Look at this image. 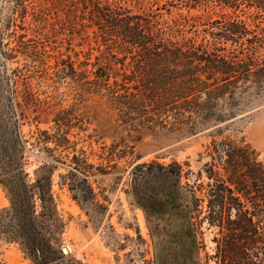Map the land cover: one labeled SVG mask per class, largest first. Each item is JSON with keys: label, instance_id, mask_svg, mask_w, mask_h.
<instances>
[{"label": "rangeland", "instance_id": "374dc122", "mask_svg": "<svg viewBox=\"0 0 264 264\" xmlns=\"http://www.w3.org/2000/svg\"><path fill=\"white\" fill-rule=\"evenodd\" d=\"M100 1L102 6L155 16L175 41H213L204 30L229 19L264 34V9L257 6L236 8L225 0ZM23 3L25 18L18 0H0V132L9 133L18 123L15 156L21 158L28 185L41 182L34 194L36 216L54 249L64 255L57 264H217L218 231L206 222L196 223L188 207L190 196L183 190L177 206L165 195L145 205L133 192V170L139 164L178 163L182 185H192L210 160L207 148L226 139L249 145L264 163V84L246 93L235 117L196 133L124 129L104 91L82 90V77L62 74L64 68L71 73L70 65L83 72L107 63L113 74L120 72L121 65L100 38L89 1ZM20 36H25V48ZM227 47L236 48L230 43ZM117 79L122 82L121 76ZM40 131L52 139L38 142ZM2 139L0 162H5L14 143ZM77 165L82 172L75 170ZM2 179L0 264H35L20 240L6 231L12 198ZM202 181H207L205 175ZM80 184L79 191L75 186Z\"/></svg>", "mask_w": 264, "mask_h": 264}, {"label": "trees", "instance_id": "16d2710c", "mask_svg": "<svg viewBox=\"0 0 264 264\" xmlns=\"http://www.w3.org/2000/svg\"><path fill=\"white\" fill-rule=\"evenodd\" d=\"M18 1L25 18V0ZM88 1L100 38L110 56L121 65L120 72L113 74L112 64L107 63L96 71L83 72L70 65L71 73L64 68L62 74L82 77V90L104 91L124 129L196 133L235 117L242 110L246 93L253 87L261 89L264 84V34L242 20L211 23L204 32L213 41L180 42L167 36L155 16L134 14L109 4L102 6L100 0ZM225 3L236 8L247 4L264 9V0ZM24 38H18L23 48L27 45ZM229 43L236 48L229 49ZM120 76L122 82L117 79ZM17 125L16 122L9 133L0 132V140L4 142L2 138L6 137L7 142L14 143L9 158L5 155V162H0L1 182L12 198L6 231L20 240L35 264H57L64 255L54 249L36 216L34 194L41 182L29 186L21 158L15 156L20 135ZM39 135L38 142L53 137L47 131H40ZM63 140L67 141L66 137ZM207 156L210 160L195 182L185 186L183 168L178 163L137 165L132 180L135 196L147 205L152 198L165 195L170 204L177 206L184 190L190 196L188 207L194 212L196 223L206 222L218 231L214 239L217 264H264V163L258 161L249 145L230 139L214 141L207 148ZM75 170L82 172L80 165ZM204 175L206 182L202 181ZM81 185L75 188L80 191ZM39 188V198L44 202L46 192L42 186ZM90 195L94 197L91 189Z\"/></svg>", "mask_w": 264, "mask_h": 264}]
</instances>
